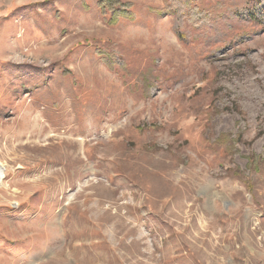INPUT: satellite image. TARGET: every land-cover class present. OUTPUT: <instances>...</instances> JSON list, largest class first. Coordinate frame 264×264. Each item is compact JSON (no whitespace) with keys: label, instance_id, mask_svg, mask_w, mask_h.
Listing matches in <instances>:
<instances>
[{"label":"rangeland","instance_id":"374dc122","mask_svg":"<svg viewBox=\"0 0 264 264\" xmlns=\"http://www.w3.org/2000/svg\"><path fill=\"white\" fill-rule=\"evenodd\" d=\"M113 1L0 0V264H264V0Z\"/></svg>","mask_w":264,"mask_h":264},{"label":"trees","instance_id":"16d2710c","mask_svg":"<svg viewBox=\"0 0 264 264\" xmlns=\"http://www.w3.org/2000/svg\"><path fill=\"white\" fill-rule=\"evenodd\" d=\"M200 0H163L164 8L159 10H154L158 15H170L174 18L176 24L174 32L181 40H188L186 32L183 31V24L187 22L194 28H197L200 24L204 23L208 19V13L205 10H200L196 6L197 2ZM248 5L253 3L255 0H244ZM252 1V2H251ZM100 6L104 12L105 22L109 25L117 24L121 19L125 18L129 22H134L135 16L131 14L128 10L116 9V6L120 5L119 2H114L113 0H101ZM257 0L255 2V10L250 12H243L239 14L237 11L233 14L232 19H250L253 22H260L257 20ZM122 7H127L125 5H120Z\"/></svg>","mask_w":264,"mask_h":264},{"label":"bare ground","instance_id":"6f19581e","mask_svg":"<svg viewBox=\"0 0 264 264\" xmlns=\"http://www.w3.org/2000/svg\"><path fill=\"white\" fill-rule=\"evenodd\" d=\"M5 165L0 161V188L4 186V178H5V171H6Z\"/></svg>","mask_w":264,"mask_h":264}]
</instances>
